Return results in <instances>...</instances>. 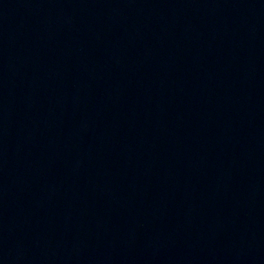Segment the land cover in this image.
<instances>
[{
    "label": "water",
    "instance_id": "obj_1",
    "mask_svg": "<svg viewBox=\"0 0 264 264\" xmlns=\"http://www.w3.org/2000/svg\"><path fill=\"white\" fill-rule=\"evenodd\" d=\"M187 0H0V264H93Z\"/></svg>",
    "mask_w": 264,
    "mask_h": 264
}]
</instances>
